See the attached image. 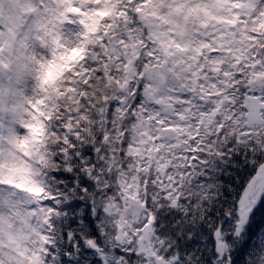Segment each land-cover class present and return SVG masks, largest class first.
Returning a JSON list of instances; mask_svg holds the SVG:
<instances>
[{
  "label": "snow or ice",
  "instance_id": "snow-or-ice-1",
  "mask_svg": "<svg viewBox=\"0 0 264 264\" xmlns=\"http://www.w3.org/2000/svg\"><path fill=\"white\" fill-rule=\"evenodd\" d=\"M0 264H264V0H0Z\"/></svg>",
  "mask_w": 264,
  "mask_h": 264
}]
</instances>
